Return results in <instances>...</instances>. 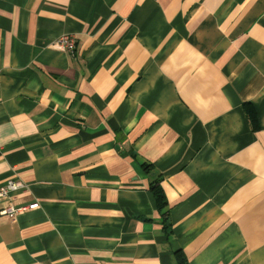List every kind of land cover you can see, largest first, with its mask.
Returning a JSON list of instances; mask_svg holds the SVG:
<instances>
[{
	"label": "crops",
	"instance_id": "1",
	"mask_svg": "<svg viewBox=\"0 0 264 264\" xmlns=\"http://www.w3.org/2000/svg\"><path fill=\"white\" fill-rule=\"evenodd\" d=\"M9 179L0 264H264V0H0Z\"/></svg>",
	"mask_w": 264,
	"mask_h": 264
},
{
	"label": "built area",
	"instance_id": "2",
	"mask_svg": "<svg viewBox=\"0 0 264 264\" xmlns=\"http://www.w3.org/2000/svg\"><path fill=\"white\" fill-rule=\"evenodd\" d=\"M57 48L66 50L69 52H73L75 49V39L74 36L70 33L61 34L58 36V38L55 41L54 44ZM24 187L23 184H21L18 181L15 180H6L5 182H0V199L1 198H9L11 194L18 189ZM37 206L36 202L15 207V206H6L3 207L0 212L1 213H14L15 211H21L28 208H35Z\"/></svg>",
	"mask_w": 264,
	"mask_h": 264
},
{
	"label": "trees",
	"instance_id": "3",
	"mask_svg": "<svg viewBox=\"0 0 264 264\" xmlns=\"http://www.w3.org/2000/svg\"><path fill=\"white\" fill-rule=\"evenodd\" d=\"M247 109V104H245ZM252 112L248 109V117L250 118L251 122L254 121V118L251 114ZM145 167L148 166V164H143ZM149 190L152 192L154 196V200L156 202V207L158 211L161 214L162 222H163V228L167 232H170V223L168 222V205L166 201V197L164 195V192L160 186V178L157 177L155 180L150 181L149 183ZM180 264H187L184 260H180Z\"/></svg>",
	"mask_w": 264,
	"mask_h": 264
}]
</instances>
